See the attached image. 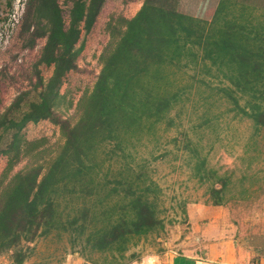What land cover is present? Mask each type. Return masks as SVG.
Here are the masks:
<instances>
[{
    "label": "trees",
    "instance_id": "trees-1",
    "mask_svg": "<svg viewBox=\"0 0 264 264\" xmlns=\"http://www.w3.org/2000/svg\"><path fill=\"white\" fill-rule=\"evenodd\" d=\"M104 1L70 0L65 17L59 0H27L15 25L21 22L32 45L46 38L34 64L38 81L0 113V155L8 159L0 177V253L13 250L15 264L28 253L23 243L49 234H67L102 255L93 264L140 259L131 248L165 224L161 188L139 147L147 141L156 148L158 129L173 124L168 114L188 90L180 80L186 68L200 65L211 75L213 68L235 115L251 120L253 135L264 129V19L241 20L246 5L242 13L231 0H219L209 20L183 12L182 0H143L132 17L111 21L112 39L76 120L61 118L55 108L60 87L83 48L76 47L81 32L90 31ZM38 66L51 67L46 79ZM42 119L59 125L63 141L55 149L45 138L22 139L21 129ZM190 157L193 174L206 179L205 157L195 150ZM22 158L27 166L9 176ZM224 186H210L212 204L223 203Z\"/></svg>",
    "mask_w": 264,
    "mask_h": 264
},
{
    "label": "rangeland",
    "instance_id": "rangeland-1",
    "mask_svg": "<svg viewBox=\"0 0 264 264\" xmlns=\"http://www.w3.org/2000/svg\"><path fill=\"white\" fill-rule=\"evenodd\" d=\"M26 1L0 0V113L20 90L38 81L34 64L46 38H37L32 45L29 34L20 29L21 22L12 30L6 26L8 13L19 4L21 8L23 5V14ZM231 1H238L235 7L241 6L242 13V4L246 5L241 20L250 16L255 21L264 19V0ZM142 2L105 0L90 31L81 32L76 47L83 44V48L76 57L75 68L63 79L61 97L55 106L61 118L71 122L76 120L78 102L92 88L101 68L99 56L112 39L108 24L111 21L118 24L116 19L119 16L132 17ZM59 3L66 17L70 0H59ZM179 6L185 13L208 20L213 14L207 17L196 13L198 8L192 0H182ZM38 68L43 79L51 73V67ZM201 69L200 65L195 69L188 67L182 74L181 83L187 85L188 90L169 111L173 124L158 129L157 147L147 141L139 147L149 162L151 177L161 188L159 215L165 224L162 231L147 235L131 248L140 259L148 254L177 255L190 249L194 245L195 232L191 230L189 219L195 218L197 207L214 205L212 200L215 198L209 188L220 187L221 182L225 186L220 192L223 203L219 206L229 212L230 224L235 227L237 236H262L264 232V129L253 135L251 120L235 115L230 109L231 100L218 90L226 83L215 75L213 68L212 75ZM31 94L35 95V92ZM252 135L253 140L250 139ZM21 136L23 140L45 138L44 144L49 150L57 148L63 141L59 125L49 119L27 123L21 129ZM193 150L205 157L210 171L206 179L199 180L193 174L190 157ZM151 152L157 155L156 159L152 158ZM7 161L5 155H0V177ZM26 166L27 159L22 158L9 170V176ZM23 244L29 248L22 264H61L67 256L75 253L88 262L102 260V255L84 249L81 243L73 244L67 234L39 236ZM13 252H1L0 261L15 264Z\"/></svg>",
    "mask_w": 264,
    "mask_h": 264
},
{
    "label": "crops",
    "instance_id": "crops-1",
    "mask_svg": "<svg viewBox=\"0 0 264 264\" xmlns=\"http://www.w3.org/2000/svg\"><path fill=\"white\" fill-rule=\"evenodd\" d=\"M192 2L198 8L196 13L208 17L219 0ZM194 213L195 218L189 219L191 230L195 232L194 245L190 249L177 255L148 254L129 264H264V232L262 236H237L235 227L230 224L229 212L223 206L197 207ZM0 264L6 263L0 261ZM61 264L93 263L75 253L67 256Z\"/></svg>",
    "mask_w": 264,
    "mask_h": 264
},
{
    "label": "built area",
    "instance_id": "built-area-1",
    "mask_svg": "<svg viewBox=\"0 0 264 264\" xmlns=\"http://www.w3.org/2000/svg\"><path fill=\"white\" fill-rule=\"evenodd\" d=\"M16 6L17 5H15V7L9 13L8 19L6 21V26H8L7 29H10V30H12L14 28V26L18 23L21 15H22L23 5H22V8L19 4L17 7Z\"/></svg>",
    "mask_w": 264,
    "mask_h": 264
}]
</instances>
